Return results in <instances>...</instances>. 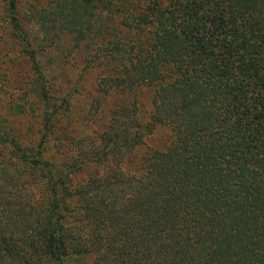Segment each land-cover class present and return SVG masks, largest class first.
<instances>
[{
  "label": "trees",
  "instance_id": "trees-1",
  "mask_svg": "<svg viewBox=\"0 0 264 264\" xmlns=\"http://www.w3.org/2000/svg\"><path fill=\"white\" fill-rule=\"evenodd\" d=\"M0 4L43 105L36 149L0 122V264H264V0L35 8L44 25L62 17L64 29L76 27L78 45L79 29L99 8L104 14L106 36L92 59L108 72L99 89L111 96L108 122L75 137L62 158H45L46 146L72 114L51 94L23 0ZM158 128L168 142L147 146Z\"/></svg>",
  "mask_w": 264,
  "mask_h": 264
},
{
  "label": "rangeland",
  "instance_id": "rangeland-1",
  "mask_svg": "<svg viewBox=\"0 0 264 264\" xmlns=\"http://www.w3.org/2000/svg\"><path fill=\"white\" fill-rule=\"evenodd\" d=\"M58 3L59 0H23L22 23L28 31L32 46L37 49L42 68L48 76L51 94L61 98L57 106L69 109L72 114L70 121L69 115L55 124L57 129L52 133L55 131L53 140L57 142L52 141L46 146L45 158H62L61 153L74 147L77 142L75 137L83 138L101 133L108 122L111 106V96L107 98L99 90L101 79L108 72L98 62L93 63L92 59L101 53L98 50H101L102 39L106 36L101 30L104 14L99 8L95 17L90 18L92 21L89 29L85 26L79 29L86 37L78 45V30L76 27L72 29L74 32L64 29L62 24L67 25L64 18H57L56 25L53 22H45L44 25L36 17L39 13H53ZM35 8L39 9V13ZM84 20L85 18L81 20V24ZM8 23L0 4V122L12 126L14 134L21 137L25 146L36 149L43 139L42 110L40 111L43 105L33 93V80L24 48L19 41L12 39ZM137 95L141 100L140 118L146 123L151 112V93L144 91ZM63 98L69 101L70 107ZM25 110L26 113H21ZM61 130L68 132L70 136L63 137ZM169 137L168 130L158 128L146 138V145L163 146Z\"/></svg>",
  "mask_w": 264,
  "mask_h": 264
}]
</instances>
